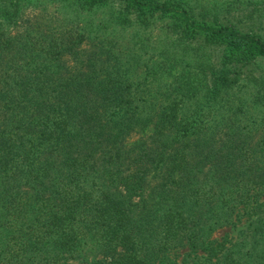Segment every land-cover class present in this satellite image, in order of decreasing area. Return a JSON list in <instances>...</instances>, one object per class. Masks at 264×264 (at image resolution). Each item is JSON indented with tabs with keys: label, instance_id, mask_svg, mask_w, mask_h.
Instances as JSON below:
<instances>
[{
	"label": "trees",
	"instance_id": "16d2710c",
	"mask_svg": "<svg viewBox=\"0 0 264 264\" xmlns=\"http://www.w3.org/2000/svg\"><path fill=\"white\" fill-rule=\"evenodd\" d=\"M35 1L0 0V264H264V0H59L78 26L13 35Z\"/></svg>",
	"mask_w": 264,
	"mask_h": 264
},
{
	"label": "rangeland",
	"instance_id": "374dc122",
	"mask_svg": "<svg viewBox=\"0 0 264 264\" xmlns=\"http://www.w3.org/2000/svg\"><path fill=\"white\" fill-rule=\"evenodd\" d=\"M65 3H61L59 0H36L35 4L32 6L27 5L24 8V13L22 14V19L18 21L16 24L17 26L14 28H11V33L14 35H21L24 33L23 27H26L28 23H41L46 24L51 23L52 24L62 21L63 18L68 19L67 21L69 25L78 26L80 24V21H83L81 17L83 15L76 16L75 13L72 15L70 14V11L68 10V13L66 15L64 12L70 8V6H65ZM44 10V12H42ZM102 16V14L100 15ZM73 17V19H69ZM78 23V24H77ZM44 24V25H46ZM130 30V29H129ZM152 36H158L160 34V25L157 23V26L154 29L150 30ZM128 32H126L125 36H128ZM135 139V138H134ZM241 213V212H240ZM240 213L235 217L234 225L235 226H228L225 228H221L216 230L213 235L211 236L212 240H221L223 237H233L236 233V228H241L246 224V219L243 218ZM188 252L187 248L178 249L177 251L172 252L171 257L175 258L179 264H181V260L185 253Z\"/></svg>",
	"mask_w": 264,
	"mask_h": 264
}]
</instances>
